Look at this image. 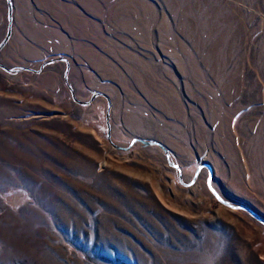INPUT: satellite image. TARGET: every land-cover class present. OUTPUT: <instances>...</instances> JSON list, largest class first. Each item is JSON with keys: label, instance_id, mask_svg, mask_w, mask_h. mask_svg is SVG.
Segmentation results:
<instances>
[{"label": "rangeland", "instance_id": "374dc122", "mask_svg": "<svg viewBox=\"0 0 264 264\" xmlns=\"http://www.w3.org/2000/svg\"><path fill=\"white\" fill-rule=\"evenodd\" d=\"M8 69L66 57L111 134L264 217V0H13ZM8 7L0 0V43ZM66 64L0 70V264H264V225L115 150Z\"/></svg>", "mask_w": 264, "mask_h": 264}, {"label": "water", "instance_id": "95a60500", "mask_svg": "<svg viewBox=\"0 0 264 264\" xmlns=\"http://www.w3.org/2000/svg\"><path fill=\"white\" fill-rule=\"evenodd\" d=\"M7 1V7H8V30H7V34L5 39L0 43V52L7 46V44L10 41V37H12V33H13V22H14V4H13V0H6ZM59 62H63L65 63L67 66L66 72H65V83L71 93L72 99L73 101L76 103V105L82 106V107H88L90 105L93 104V102L97 99V98H105L107 100L108 103V109H107V113H106V124H107V138L108 141L110 143V145H112V147L115 150H123V151H129L134 145L136 144H144V146H153V147H159L160 149L163 150V152L165 153L166 156V160L168 162V164L176 169L179 173V181L181 184H183L185 187H189V186H193L196 181H197V177L199 176V173L201 172L202 169L206 168L209 171V179H208V187L210 189V191L213 193V195L215 196V198L224 206L231 208L233 210H243L249 213V215H251L254 219H256L257 221H259L261 224L264 225V217L260 216L259 213H257L256 211H254L251 207L249 206H245V205H234L232 203H229L228 201H225V199H223L221 197V195L214 189L212 188V183H213V177H214V170L212 168V166L210 164L207 163H203L200 165V167L198 168L197 172L195 173V177L193 179V181L189 184H186L183 180V171L181 169V167L177 164H175L173 162V160H171V153L170 151L166 148L163 147L162 144H160L159 142H152V141H144V140H139V139H135L131 145L127 148H123L122 146H118L115 145V143L112 140V134H111V123H110V118H111V108H112V103L111 100L109 99V97L107 95H105L104 93H100V92H94L92 93V97L88 102H83L80 101L77 97L76 94L74 92L73 87L70 85V80H69V71H70V63L69 60L66 57H60V58H55V59H51L49 61H46L39 69H32V68H18V69H8L2 65H0V70L8 73V74H13V73H20V72H31L35 74H41L43 72V70L50 65L59 63Z\"/></svg>", "mask_w": 264, "mask_h": 264}]
</instances>
